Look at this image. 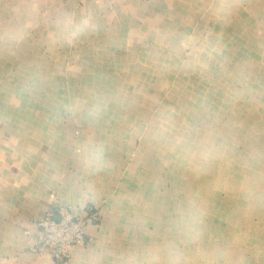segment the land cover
Wrapping results in <instances>:
<instances>
[{
	"label": "crops",
	"instance_id": "obj_1",
	"mask_svg": "<svg viewBox=\"0 0 264 264\" xmlns=\"http://www.w3.org/2000/svg\"><path fill=\"white\" fill-rule=\"evenodd\" d=\"M221 2L0 0V264H59L36 249L35 221L55 200L80 216L101 212L63 264H264L263 129L244 155L206 154L204 138L192 139L203 144L192 172L186 128L175 136L158 117L172 108L158 104L166 92L156 67L170 63L167 50L184 38L176 34L190 32L208 4L222 27ZM198 173L245 197V214L243 233L230 229L195 255L185 243L174 249V226L189 224L185 198Z\"/></svg>",
	"mask_w": 264,
	"mask_h": 264
},
{
	"label": "rangeland",
	"instance_id": "obj_2",
	"mask_svg": "<svg viewBox=\"0 0 264 264\" xmlns=\"http://www.w3.org/2000/svg\"><path fill=\"white\" fill-rule=\"evenodd\" d=\"M221 3L222 27L220 24L214 27L215 11L210 6L212 3L208 4L204 17L196 22L189 20L190 32L176 34L184 38L179 50H167L170 63L157 66L158 76L152 75L159 78L157 89L166 92L163 96L159 94V106L172 108L158 117L173 124L175 136L181 127L186 128L184 131L191 140L192 172L199 169L193 157L203 149V144L193 143L192 139L204 138L206 154L244 155L247 140L259 139L264 131V0H222ZM228 26L238 33H220V29L225 31ZM128 86L127 82V90ZM246 124L248 129L244 128ZM191 179L184 205L189 207L190 221L185 226L175 224L174 249L181 252V244L185 243L196 255L199 244L208 251L219 244L218 237L224 239L225 234L231 233L230 229L244 232L241 218L245 214V197L232 194L229 184L219 179L199 177V173ZM204 179L205 186L201 184ZM176 189L181 191L184 187L179 185ZM215 221L217 228L210 226ZM223 224L226 226L220 229ZM185 228L189 236L182 233ZM185 235L190 239L188 243H176L177 238ZM204 260L190 259L192 264H204Z\"/></svg>",
	"mask_w": 264,
	"mask_h": 264
},
{
	"label": "built area",
	"instance_id": "obj_3",
	"mask_svg": "<svg viewBox=\"0 0 264 264\" xmlns=\"http://www.w3.org/2000/svg\"><path fill=\"white\" fill-rule=\"evenodd\" d=\"M55 200L56 196L51 195ZM101 212L98 207H89L83 216L70 207L54 201L53 210L35 221L39 230L36 239L37 250H51L59 264L69 262L73 250L86 244V229L100 223Z\"/></svg>",
	"mask_w": 264,
	"mask_h": 264
},
{
	"label": "clouds",
	"instance_id": "obj_4",
	"mask_svg": "<svg viewBox=\"0 0 264 264\" xmlns=\"http://www.w3.org/2000/svg\"><path fill=\"white\" fill-rule=\"evenodd\" d=\"M86 25H87V22L85 21L84 24L77 27V31H82L83 28L86 27ZM73 34L75 35L76 33H73Z\"/></svg>",
	"mask_w": 264,
	"mask_h": 264
}]
</instances>
